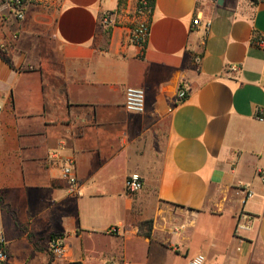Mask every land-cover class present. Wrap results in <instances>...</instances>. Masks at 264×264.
<instances>
[{
    "label": "crops",
    "instance_id": "1",
    "mask_svg": "<svg viewBox=\"0 0 264 264\" xmlns=\"http://www.w3.org/2000/svg\"><path fill=\"white\" fill-rule=\"evenodd\" d=\"M129 1L26 0L19 20L0 1L7 264H264V0H154L138 15ZM140 20L143 51L129 39ZM126 87L144 90L142 113L124 109Z\"/></svg>",
    "mask_w": 264,
    "mask_h": 264
},
{
    "label": "built area",
    "instance_id": "2",
    "mask_svg": "<svg viewBox=\"0 0 264 264\" xmlns=\"http://www.w3.org/2000/svg\"><path fill=\"white\" fill-rule=\"evenodd\" d=\"M3 4H6L14 11V16L17 20L22 19L24 14V7L26 0H0ZM145 4V0H141ZM149 14L150 11L144 12ZM193 25L199 24V18L195 17L192 21ZM206 27L209 23H206ZM149 34V23L147 20H140L137 22L130 33V42L137 46L141 51L144 50L147 43ZM254 45L264 50V37H258L254 41ZM199 61V60H198ZM234 70L235 67H232ZM186 96L185 91L179 90L177 92L178 102H181ZM145 108V93L141 88L126 87L124 91V109L127 112L142 113ZM1 113V106H0ZM256 118L259 121L264 122V110H259L256 114ZM75 159L72 156L62 159L61 177L67 183V193L71 196L78 197L81 195V183L75 174ZM258 179L264 183V170L258 169L256 172ZM143 188L141 178L138 174L134 173L128 176L126 180V190L128 195H135L139 193ZM245 197L250 198L252 196L251 191H244ZM251 225V221L245 214L240 215L237 218L234 235L240 237L243 231L248 230ZM109 233L116 232L115 228H109ZM8 241L4 233L0 230V264H7L9 260V254L7 249ZM49 251L55 261H66L67 249L65 243L60 237H53L49 241ZM66 264H79L76 262H67ZM107 264H116L114 261H109ZM187 264H205V256L202 253L194 255Z\"/></svg>",
    "mask_w": 264,
    "mask_h": 264
},
{
    "label": "trees",
    "instance_id": "3",
    "mask_svg": "<svg viewBox=\"0 0 264 264\" xmlns=\"http://www.w3.org/2000/svg\"><path fill=\"white\" fill-rule=\"evenodd\" d=\"M120 1V0H118ZM153 4H154V0H145V4H143L141 2V0H139L138 2V6H139V12H146L147 10H149L151 12L152 8H153Z\"/></svg>",
    "mask_w": 264,
    "mask_h": 264
},
{
    "label": "rangeland",
    "instance_id": "4",
    "mask_svg": "<svg viewBox=\"0 0 264 264\" xmlns=\"http://www.w3.org/2000/svg\"><path fill=\"white\" fill-rule=\"evenodd\" d=\"M124 2H125V4H126V2L127 1H129V0H123ZM130 2V5L132 6V7H135L134 9H135V13H136V15H138L139 13V6H138V2H139V0H130L129 1ZM122 7H124V6H122Z\"/></svg>",
    "mask_w": 264,
    "mask_h": 264
}]
</instances>
